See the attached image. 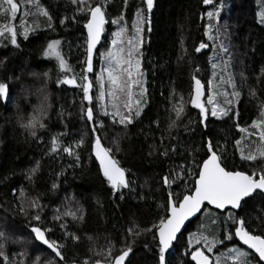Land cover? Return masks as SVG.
Instances as JSON below:
<instances>
[{
    "label": "trees",
    "instance_id": "16d2710c",
    "mask_svg": "<svg viewBox=\"0 0 264 264\" xmlns=\"http://www.w3.org/2000/svg\"><path fill=\"white\" fill-rule=\"evenodd\" d=\"M108 2L107 19L110 21L111 14L114 15L111 9L122 10L125 5L124 0ZM219 2L220 0H216V3ZM223 3L225 7L220 16V31L226 35L221 36L220 40L228 47V53L219 52L218 41L209 40L206 34L210 22L204 14L212 11L214 5H205L203 0H154L150 17L151 31L149 32V25L145 23L143 44L139 48L147 89L146 107L126 130L123 126H113L110 118L95 112L96 119L103 120L105 124V129L99 132L105 146L113 147L115 152L118 144L120 151L115 153L116 158L123 167L130 169L134 191L124 190L123 199L112 194L99 170L98 161L92 155L94 134L91 123L82 118V108L87 106V101L83 100L81 89L58 84V77L63 76L58 62L44 55L48 43L52 40L61 41V51L71 69L67 74H75L79 83L87 55V30L84 27L87 17L77 11L78 5L73 4L72 0H40V4L51 15V22L42 15L23 16L25 5L21 3V12L15 22L17 28L23 26L21 21L27 24L30 30L28 39L18 36L21 47L17 49L9 40L0 37V64L5 65L0 70V81H7L10 86V99L0 100V231H4L9 238L5 251L10 259L16 260L17 253L26 252L27 264H32L38 251L40 264H46L54 255L42 247L29 231L30 222L31 225H36L37 222L31 220L32 210L27 215L20 211L21 189L25 194L24 208L28 209L29 201L37 197L39 203L44 205L41 211L43 225L53 228L51 239L66 245L63 249L64 264H84L85 261L95 264L96 260L106 263L104 257L96 253L105 251L110 244L114 245L113 256L119 254L121 248L128 245L132 247L127 264H157L156 242L151 232L143 230L150 228L160 216L165 215L168 190L163 185L162 177L178 165L190 166L193 158L197 161L206 158L204 143L208 138L226 150L228 156L234 160L237 170L248 168V164L239 159L236 141L249 140L240 128L253 131L251 125L259 118L261 105H264V47L258 60L259 66L255 67L254 61L249 59L250 78L255 79V72L260 69L259 86L254 89H236L241 96L232 107L233 111H239L238 118L230 115L221 119L209 114L208 120L202 123L199 109L189 103L194 90V75L204 85L205 97L209 96L208 90L211 87L213 91H219L220 83L217 76H213L212 64L223 67V61L230 56V46L234 38L243 39L246 34L252 33L258 38L261 36L259 28L264 25L259 24L258 13L264 0H223ZM27 7L31 13H35L33 6ZM139 9L144 10L143 16L147 18L145 0H127L125 20L119 26L126 25L125 34L128 38L135 36L133 24ZM65 17L68 20L62 23ZM167 21L175 25L177 46L173 56L163 59L162 31ZM3 22L5 21L0 18V23ZM110 22L105 24L102 41L93 55L94 71L88 74L94 83L93 105L97 103L98 96L96 78L104 66L101 64L100 53L112 50L111 41L115 38V33L120 31ZM49 23L52 27H49ZM225 24L226 29L223 27ZM147 38L150 42L148 47L146 45L149 42H145ZM261 38L264 44V38ZM202 42L209 47L200 53L195 52V48ZM218 70L220 68L215 71ZM28 75L34 83L29 81ZM213 80L217 86L213 85ZM225 86L226 88L220 85L222 91L217 97V102L222 107L226 106L223 93L232 92L230 84ZM181 96L184 98V112L176 120L173 106ZM228 98L235 101L231 96ZM206 107L210 111L207 103ZM41 113L45 126H37L36 135L33 136L32 130L24 125L34 115L41 116ZM173 120H176V126L170 128ZM119 131L123 135L114 146L108 141L112 134ZM53 137L60 141L58 152L51 150ZM81 139L83 146L76 148V143ZM69 145L79 153L78 162L74 156L63 151ZM172 148L176 151H171ZM164 149L169 150L167 156L161 154ZM37 163L40 165L39 170L29 180V172ZM257 166L259 167V162ZM54 183L59 187L53 189ZM30 185L32 187L28 188ZM173 187L175 191H181ZM53 201L56 203H52ZM58 208L61 213L71 210L77 216L82 215V220L66 218L67 231L78 236L79 242L67 237L61 240L65 233L59 227L60 222L53 219L49 221L56 215ZM236 214L244 217L252 228H257L260 218L264 217V199L258 197L251 200ZM224 219V215L213 209L211 215H200L199 219L192 221L187 226V231L181 234L180 244L174 245V250L167 257L170 264H195L190 256L185 255L188 251L185 247L187 237L203 232L209 239L213 235L223 238L222 229L231 227L222 224ZM137 227L142 234L129 235L128 229ZM96 235H100L101 240L95 241ZM226 245L227 247L218 245L214 249L217 253L213 258L221 252L229 254L228 249L234 245L242 247L235 240L228 241ZM229 264L232 263L229 261ZM251 264H256V261L251 260Z\"/></svg>",
    "mask_w": 264,
    "mask_h": 264
},
{
    "label": "snow or ice",
    "instance_id": "6c2138e0",
    "mask_svg": "<svg viewBox=\"0 0 264 264\" xmlns=\"http://www.w3.org/2000/svg\"><path fill=\"white\" fill-rule=\"evenodd\" d=\"M108 0H100L95 6L91 3V0H72L73 4L78 5L77 11L87 17V22L84 27L87 30L86 38V59L84 61L85 67L82 70L83 74L79 77V83L77 82V76L75 74L69 76L67 73L71 71L64 54L61 51V41L52 40L47 44L44 51V55L48 58H54L58 62V67L62 77H58V84L70 85L79 87L83 93V100L87 101V106L82 108V118L91 123V130L94 134V140L92 145V155L95 160L98 161L99 170L102 177L110 187L112 194L117 196L118 199H123L125 195L124 190L128 192L134 191L133 181L130 179V169H126L121 165V162L116 158L115 153L120 151L119 145L115 147L105 146L100 131L105 129L103 120L96 119L94 114L93 95L92 89L94 86L93 80L89 78L90 73H93V55L96 52L97 45L101 42V37L105 31V24L108 23L106 19ZM21 3L25 5L23 16L29 15H42L51 22L52 17L45 7L40 4V0H0V18L5 22L0 23V37L6 38L17 49L21 47L18 43V36L22 35L24 40L29 37V28L24 21H21L23 25L21 28H17L15 21L17 20L18 13L21 12ZM147 18L142 13L144 10H137L136 21L133 24L135 36L130 37L127 40L123 39V34L127 31L126 27H121L120 31L115 33V38L112 39V50L100 53L104 61L99 76L96 78L98 82V96L96 99L99 101V112L107 118H110L113 126H123L126 130L129 125L133 124L138 119L146 107L147 101L145 99L147 89L144 86L146 81L143 79V73L141 71V60L139 48L143 44V24L149 25V31L151 30V12L154 6V0H145ZM205 5H214L212 11H207V20L210 22L207 25V36L209 40L220 41L218 44L221 51L228 53V47L220 40L221 36H225L226 33L220 31V16L225 5L223 0L216 3V0H203ZM28 5L33 6L36 11L31 13L28 10ZM125 7L127 6V0H124ZM75 20V17H72ZM124 17L121 15L117 19L112 20V23H120ZM68 17L64 18L67 21ZM258 22L260 25H264V3L261 5V11L258 13ZM215 25V34L214 33ZM49 27H52L49 23ZM225 29L227 25L223 26ZM207 43H200L195 48V52L200 53L203 49L208 48ZM224 66L213 63V76H217L216 69L220 68L221 72L226 71L230 67L231 56L223 62ZM199 71V69H197ZM47 75V73H45ZM195 87L191 95L189 103L199 109L202 116V123L208 120L209 114L212 117L224 118L230 115L239 117V111H233V99H229L231 96L235 98V102L238 103L241 93L236 90V84L234 76L228 74V83L232 86V92L225 91V105L215 101L212 97H209L207 104L213 105L211 110L205 106L202 102L204 85L200 79L193 76ZM221 83L224 82V77H219ZM107 85V88L105 87ZM133 89H139V93H134ZM254 95V93H253ZM136 97V98H134ZM10 99V86L7 81H0V100ZM106 99L108 102H106ZM184 98L179 97L177 104L173 106V112L175 113L176 120H179L184 112L183 107ZM109 103L111 111H109ZM41 116L34 115L24 127L32 130V135H36L35 129L37 126L43 128ZM176 120H173L170 124L171 127L176 126ZM157 122V127H158ZM207 127V124H205ZM239 127V125H237ZM253 131L249 132L248 129L240 128L241 132L247 133L250 143H255L251 140V137L258 136L259 143L255 150L249 148L246 151L247 146H241V141H236V146L239 149V159L242 162L248 164L246 170H237L234 164V160L230 158L226 150L221 149L218 143H213L211 138H208L204 143L206 158L197 161L192 159L191 165L181 164L176 168L170 169L169 174L162 177L163 185L167 191V201L164 206L165 215L160 216L156 222H154L150 228L144 229V232H151L152 238L156 242V255L157 264H170L167 257L171 251L174 250V245H179L182 239L181 230L185 228V222L192 217L199 219L197 214L211 215L213 209L218 210L219 214L224 215L226 219L222 221L224 225H231V227L222 229L224 231L223 238H218L213 235L209 239L208 235L203 232L193 233L187 237L185 241V247L188 251L185 255L190 256L191 261L195 264H220V258L216 257L215 262L206 253H213V250L218 245H224L225 241H238L243 246H246L247 250L240 246H234L229 248L228 251L232 256V260L236 264H251V260H255L256 264H264V217L260 218V223L257 228H252L247 220L236 214V211L243 210V208L249 204L251 200L256 198L264 199V105H261L259 118L251 125ZM63 135V134H61ZM163 144V138L161 139ZM83 146V140L81 139L76 143V148ZM51 150L53 152L60 151V141L53 137L51 142ZM63 151L70 156H74L76 161H79V153L69 145L63 148ZM168 149L162 151V155H168ZM171 151L175 152L176 149L172 148ZM152 153H149L151 155ZM235 156V153H233ZM259 162V167L257 166ZM39 163L33 167L28 175V179L32 177L39 170ZM191 182V183H189ZM175 188L181 189L177 192ZM59 185L54 183L53 189L58 188ZM15 195V190H13ZM21 205L20 211L27 215L29 210L33 211L31 217L32 221L37 222L36 225H31L29 231L33 234V238L46 250H50L53 255L46 264H64L63 249L66 246L58 240L51 239L50 234L53 232V228L43 225L41 211L44 205L39 203V198H35L29 201V208L26 209L23 206V199L25 194L23 190H20ZM236 210V211H234ZM67 217H71L73 220L83 219L82 215L77 216V213L71 210H66L63 213L60 209H56V215L53 217L54 221H59V227L64 229V237L72 239L74 242H79V237L74 233L67 231ZM219 219V215L217 216ZM216 221L214 220L213 223ZM129 235H141L139 228H129ZM8 236L4 231H0V264H27L26 252L17 253L18 259H10L9 254L5 251ZM89 239H91L89 237ZM114 245H109L103 252H97L96 255H102L107 261V264H125L126 259L132 252V247L128 245L126 248H121L119 254L113 256L112 250ZM32 264H40V256L37 251ZM84 264H88L85 261ZM95 264H102L101 260H96ZM130 264V262H129Z\"/></svg>",
    "mask_w": 264,
    "mask_h": 264
},
{
    "label": "rangeland",
    "instance_id": "374dc122",
    "mask_svg": "<svg viewBox=\"0 0 264 264\" xmlns=\"http://www.w3.org/2000/svg\"><path fill=\"white\" fill-rule=\"evenodd\" d=\"M91 3L93 4V6H95L96 3H99V0H91ZM237 3H239V2L237 1ZM108 4H109V2H107V5ZM111 10L114 13V15L111 14L110 21H112L114 19H117L121 15H123V17H124L123 20H125V13H126V7L125 6L123 7L122 10H117V9H114V8L111 9ZM142 15H143V13H142ZM106 19H107V10H106ZM110 21L108 20V23H111ZM113 24L115 25L116 28H119V30L121 29V27L119 26V23L118 24L117 23H113ZM16 26H17V23H16ZM123 27H126V25L124 24ZM143 28L145 29V23L143 24ZM259 29H260L259 33L261 35V36H259V38L254 36L253 33H252V35L246 34L243 39H241L240 37H236V38H234L232 40V43H231V46H230V56H231L230 70L227 69L228 71H225V72H221L220 70H218L216 72L217 73L218 82L220 83V85L222 87L224 86V88H226L225 84H228V85L230 84V83L227 82L229 73H231L234 76L236 89H238V90L252 89V88L254 89V87L256 88L257 85L259 86L260 81H258V79L260 80V77H259V74L261 73L260 69L258 70V72H255V77H254L255 79L249 77L250 76L249 70H250V65H251L249 63V59L250 60L252 59L254 61V66L255 67L259 66L260 64L258 63V60H259V58H261V52L263 51V47H264L263 46L264 44L262 43V38H261V37L264 38V27L259 28ZM148 30H149V28H148ZM162 36H163V59H165L166 56H169V55L173 56L176 53L177 42H176V28H175L174 23L169 22V21L166 22V24L164 26V29L162 31ZM124 39L125 40L128 39V37L126 36L125 33H124ZM147 40H149V38L146 39V41H145L146 43H148ZM218 43H220L219 40H218ZM149 44H150V42L146 46L148 47ZM107 51H110V50H107ZM220 51H221V49L219 48V52ZM103 52H105V51H103ZM139 52H140V49H139ZM46 58H48V57H46ZM101 64L104 65L103 59L101 60ZM4 66L5 65L0 64V70L3 69ZM223 66H224V63H223ZM254 66H253V63H252V67L253 68H254ZM141 71L144 74V72L142 70V63H141ZM99 74H98V76H99ZM157 74H158V72H157ZM221 75H223V77H224V82L223 83H221L220 80H219V77ZM155 77H156V75H155ZM155 77H153V80H152V88H154ZM27 78L29 79V81H32L29 75L27 76ZM143 79L145 80V78H143ZM32 83H34V82L32 81ZM212 83H213L214 86H217V84H215L214 80H213ZM220 85H218V86L221 89ZM33 86H35V84H33ZM144 86L146 87V83H145ZM105 87L107 88V85ZM230 87H231V84H230ZM220 89H219V91L218 90L217 91H215V90L213 91L212 87H211V90L210 89L208 90L209 93H210L208 97H205V92L203 91L202 102L205 103V106H206V103H207V99L206 98L212 97L215 101H218L217 100V97H219L218 94L220 95V91H222V89L221 90ZM139 91H140L139 89H133L134 93L138 94ZM93 94H94V92L92 90V95ZM39 95H41V94H39ZM220 97L224 98L223 96H220ZM134 98H136V97H134ZM205 99H206V101H205ZM106 102H108L107 99H106ZM234 103H235V101H234ZM208 105L210 106V110H211L213 105H211V104H208ZM111 110L112 109H111V106H110V103H109V111H111ZM96 111H97L98 115L103 116L99 112V101L98 100H97V103L94 104V114H95V116H96V113H95ZM96 118H97V116H96ZM120 131L112 134V137L108 141L110 144H113L114 146L117 144V140L119 138H121V136L123 135V132H121V134H120ZM248 131L251 132V130H249V129H248ZM245 134L247 135V133H245ZM113 138H116V139H113ZM252 141H255V143H250L249 140H244L243 142H241V146H247L246 147V151L249 148H251L252 150H255L257 145H258V143H259L258 136H253L252 137ZM24 176H26V174ZM31 187H32L31 185L28 186V188H31ZM52 203H56V201H53ZM53 217L54 216H52L50 218V220H49L50 222L52 221ZM100 238H101L100 235H96L95 236V241L101 240ZM211 238L212 237H210V239ZM215 253H217V252H215V250H213V253H207V254L212 257L213 261L216 259V257H219L220 258V264H229V261L232 264H236V262H234L232 260V256H231V254L229 252H228L229 254H227L225 252L218 253V254H216L215 258H213Z\"/></svg>",
    "mask_w": 264,
    "mask_h": 264
},
{
    "label": "water",
    "instance_id": "95a60500",
    "mask_svg": "<svg viewBox=\"0 0 264 264\" xmlns=\"http://www.w3.org/2000/svg\"><path fill=\"white\" fill-rule=\"evenodd\" d=\"M103 37V36H102ZM102 37H101V41H102ZM147 42H149V40H147ZM101 43V42H100ZM100 46V44H98L97 45V49H98V47ZM97 49H96V51H97ZM206 50V49H205ZM96 53V52H95ZM94 53V54H95ZM67 87H71V88H79V87H74V86H70V85H66ZM194 87H195V82H194ZM93 90V89H92ZM234 211H236V210H234ZM237 212V211H236ZM197 216L199 217L200 216V214H197ZM196 219V217H192V218H190L188 221H186L185 222V228H187V226L193 221V220H195ZM185 230L184 229H182L181 230V234L184 232ZM242 247H244V248H246V246H243L242 244H240ZM132 253V252H131ZM131 253L129 254V256H128V258L126 259V261H125V264H127L128 263V261H129V259H130V256H131ZM207 254V253H206ZM208 255V254H207ZM210 256V255H209ZM210 258L212 259V257L210 256ZM213 260V259H212ZM195 263V262H194ZM102 264H107V263H104V262H102Z\"/></svg>",
    "mask_w": 264,
    "mask_h": 264
},
{
    "label": "flooded vegetation",
    "instance_id": "af4514ba",
    "mask_svg": "<svg viewBox=\"0 0 264 264\" xmlns=\"http://www.w3.org/2000/svg\"><path fill=\"white\" fill-rule=\"evenodd\" d=\"M228 241H225V244L227 243ZM238 242V241H237ZM238 244L240 245V243L238 242ZM224 246V245H223ZM234 246H237V245H234ZM244 248V247H243ZM245 250L247 249V248H244ZM214 262V261H213Z\"/></svg>",
    "mask_w": 264,
    "mask_h": 264
}]
</instances>
